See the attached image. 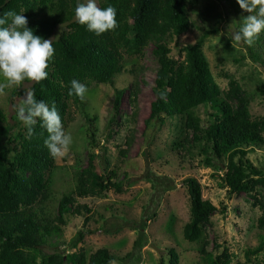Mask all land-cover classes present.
<instances>
[{
    "label": "trees",
    "instance_id": "16d2710c",
    "mask_svg": "<svg viewBox=\"0 0 264 264\" xmlns=\"http://www.w3.org/2000/svg\"><path fill=\"white\" fill-rule=\"evenodd\" d=\"M77 2L0 0V16L8 11L22 14L34 34L52 39L55 55L49 62L48 77L31 86L36 99L50 107L54 105L65 128L71 102H82L79 97L69 95L72 80L84 85L94 82L115 86L116 77L124 71V55L142 56L153 44L159 68L149 121L157 120L163 126L167 117L184 118L185 129L191 134L181 145L182 149L188 152L191 151L189 146L198 149L207 167L223 171L222 179L230 196L249 195L254 200L253 207H259L262 212L258 227L264 230V203L255 193L264 185V173L249 158L252 150L264 147V117H252L248 95L234 78H229V89L225 92L217 84L203 46L218 29L205 31L196 43L185 47L183 59H176L170 43L193 28L186 0H104L100 8L116 9L118 27L100 36L75 22ZM232 3L240 8L237 0ZM248 53L264 68V33L249 47ZM123 93V90H115L116 108ZM162 93L165 99L160 98ZM261 94L264 96V88ZM209 103L215 106L204 128L202 119L193 111ZM13 130L14 125L8 123L0 107V264H109L110 260L139 263L141 250L149 244L145 231L148 222L156 216L162 193L159 184L164 183V178L156 174L147 176L156 187L155 196L143 220L132 226L139 230V236L133 251L126 257L119 258L107 248L91 255L82 248L73 253L55 250L57 247L49 241L63 235L68 216L85 217L84 228L92 220L93 209L79 203V199L106 197L110 191L120 194L123 185L118 180L117 170L103 174L90 164L77 170L73 189L59 191L49 175L59 166L44 145L46 130L38 122L30 139H26V128L17 135ZM131 141L128 137L127 149ZM127 149L120 151L124 158ZM10 154L14 155L12 160ZM183 185L190 202V219L184 227V238L196 242L202 236V227L210 223L218 208L203 198L202 185L196 178H186ZM161 188L170 190L166 184ZM120 221L124 223L121 228L129 225L126 220ZM93 233L88 228L80 230L78 238L83 241L87 234ZM46 247L54 251L46 253ZM263 250L264 238L256 249L247 251V257L250 259ZM169 256V264H179L176 251L170 250ZM203 261L204 264H229L231 258L225 250L221 255L205 253Z\"/></svg>",
    "mask_w": 264,
    "mask_h": 264
},
{
    "label": "rangeland",
    "instance_id": "374dc122",
    "mask_svg": "<svg viewBox=\"0 0 264 264\" xmlns=\"http://www.w3.org/2000/svg\"><path fill=\"white\" fill-rule=\"evenodd\" d=\"M232 1L186 0L193 28L174 39L170 46L173 56L183 59L182 52L187 45L196 43L205 31L217 28L218 32L211 35L203 46L217 84L225 92L229 89V78H234L248 95L252 117L263 118L261 89L264 88V68L250 58L247 45L232 43V35L240 27L236 24H241L249 15L234 6ZM103 2L96 0L99 7ZM153 50L151 44L142 56L125 54L124 71L116 77L115 86L88 82L85 99L78 104L71 102L64 129L72 135L73 144L65 157L55 159L59 168L49 174L53 186L63 192L73 189L77 170L92 164L103 174L117 170L123 192L110 191L106 197L79 199V203L93 209L87 228L94 233L87 234L80 241L78 233L87 230L83 227L85 217L68 216L63 235L51 239L49 244L58 248L55 250L67 253L82 248L91 255L107 248L119 258L126 257L133 251L139 236V230L132 226L143 220L155 196L156 187L147 176L156 174L164 178V183L159 184L161 199L156 216L147 224L145 233L149 244L141 250V261L137 264H169L170 250L177 252L179 264H204L205 253L221 255L225 250L231 258L229 264H264V250L251 255L250 259L247 257V251L256 249L264 238V230L258 227L262 212L259 207H253L254 200L245 193L230 196L222 179L223 171L207 167L198 149L191 146L190 152L182 149L181 145L191 134L185 129L184 118L167 117L163 126L157 120L149 121L159 68ZM32 85L26 81L19 89H8L6 95L0 96V107L8 123L14 125V135L25 128L17 118L16 109ZM116 89L124 91L117 108ZM214 106L215 103H209L193 111L202 119L204 128L211 120ZM128 137L132 140L129 149L126 145ZM121 149H127L125 158ZM13 157L10 154L11 160ZM249 158L264 173V147L252 150ZM188 177L201 183L203 198L218 208L210 223L202 227V236L196 242L184 238V227L190 219V202L183 185ZM165 184L170 190L161 188ZM255 193L264 203V185ZM120 220H126L129 225L121 228L124 223ZM108 229L111 232H106ZM53 251L52 247L45 248L46 253ZM116 262L126 264V261Z\"/></svg>",
    "mask_w": 264,
    "mask_h": 264
},
{
    "label": "clouds",
    "instance_id": "9594fccd",
    "mask_svg": "<svg viewBox=\"0 0 264 264\" xmlns=\"http://www.w3.org/2000/svg\"><path fill=\"white\" fill-rule=\"evenodd\" d=\"M240 8L249 13L232 35L233 45L253 46L264 33V0H237ZM116 9L112 6L100 8L96 0H78L74 9V20L97 36L118 27ZM27 17L8 11L0 16V96L6 90L19 89L24 82L41 83L48 77L49 62L53 60L55 48L52 39H44L28 28ZM88 88L77 80L70 82L69 95L85 99ZM161 99H165L161 94ZM19 122L27 129L26 139L34 134L39 122L46 130L44 145L54 159L65 157L73 144V137L66 133L56 107L36 99L32 91L24 94L17 106ZM109 264H117L110 260Z\"/></svg>",
    "mask_w": 264,
    "mask_h": 264
},
{
    "label": "water",
    "instance_id": "95a60500",
    "mask_svg": "<svg viewBox=\"0 0 264 264\" xmlns=\"http://www.w3.org/2000/svg\"><path fill=\"white\" fill-rule=\"evenodd\" d=\"M153 248H155L156 250H159L156 246H154L153 244H150Z\"/></svg>",
    "mask_w": 264,
    "mask_h": 264
}]
</instances>
